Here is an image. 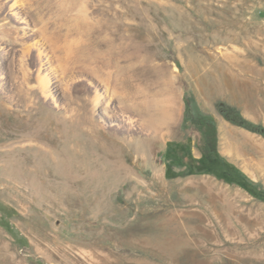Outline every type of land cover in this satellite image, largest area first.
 <instances>
[{
  "label": "rangeland",
  "instance_id": "rangeland-1",
  "mask_svg": "<svg viewBox=\"0 0 264 264\" xmlns=\"http://www.w3.org/2000/svg\"><path fill=\"white\" fill-rule=\"evenodd\" d=\"M38 2L39 19L16 10L26 25L0 10L9 31H0L3 101L14 110L24 106L16 83L22 46L13 37L25 32L30 41L41 29L67 72L50 77L56 104L37 93L39 120L51 130L105 120L108 134L136 142L121 154L127 168L117 164L115 177L97 183L88 171L64 169L75 155L100 164L91 148L76 150L70 135L65 143L48 133L33 141L46 174L0 178V264H264V200L185 168L174 169L178 178L166 176L168 150L176 164L188 154H218L264 193V0ZM25 64L33 67L30 59ZM226 75L231 94L199 93V85L220 84ZM117 91L148 107L131 132L101 112L106 101L110 110L119 106ZM95 99L103 102L96 106ZM170 101L180 112L169 128ZM169 223L178 226L179 240L159 245L158 228Z\"/></svg>",
  "mask_w": 264,
  "mask_h": 264
},
{
  "label": "bare ground",
  "instance_id": "bare-ground-1",
  "mask_svg": "<svg viewBox=\"0 0 264 264\" xmlns=\"http://www.w3.org/2000/svg\"><path fill=\"white\" fill-rule=\"evenodd\" d=\"M0 5L2 7L0 10L10 13L15 19L18 20V22H21L24 25H26L25 19L20 17V14L16 10H25L29 15L35 16L38 19L41 15L40 3L38 0H0ZM3 22L4 19H1L0 31H5L8 28L5 24H3ZM6 32L9 31L6 30ZM37 32L38 34L36 33L33 35L30 41L26 40L25 32H22V35L16 32L15 37H13V40H15L16 44H20L22 46L20 51L21 59L19 60L21 64L20 67L22 77H20V80H16V83L19 87H17V95L22 98L21 101L24 105L21 110H14L11 105L6 103L7 100L6 102L3 101L2 96H5L6 89H4L3 85H1L3 83L2 81L4 80L0 79V178H8L10 180L14 178V181H17L38 174L40 177L44 173L46 174L47 169L44 172L42 171L41 167L43 158L40 156V151L34 149L35 146L33 141L39 144V141H41L40 139L44 136V134L48 133L52 138L57 137L59 141L63 140L62 143L69 142V135L74 137V146L76 147V150L78 149L81 151L85 147H87V150L88 148H91L94 151L95 156L101 162L100 164H96L95 161L88 158V155H75L73 157H68L69 162H67V165L64 167L66 172L69 169L85 170L88 171V179L97 181V183L106 182L111 176H116L118 165L120 166L119 170L122 169V171H124L127 168L125 166L127 164H123L124 157L122 158L121 154L124 149H126L128 146H131V144H134L136 141L133 137L129 138L128 140L126 139L127 141H123L122 139L118 140V137L108 134L104 126L105 120L101 121L100 124H97L94 121H89L84 129H79L78 126L75 125V130H69V128L62 125L61 123L58 124L56 130H51L49 123H46L43 119L39 120L38 115L40 112L36 108L37 104L35 103L37 93L41 94L44 99L50 98L52 102L56 104L55 98L51 94L50 77L52 75L57 78H65L67 70L65 71L61 68L63 58L60 56V54L54 49H50L51 51L49 52V48L47 46L49 44L47 43L43 31L40 29ZM261 39L264 40V36L261 37ZM260 48H264V45H261ZM29 59L33 61L32 68L27 67L25 64V62H27ZM227 75L223 77L220 84L216 79L211 82V86H206V79L204 82H202V84L205 83L203 87H200L201 85L197 83L199 85V88H197L199 93L203 96L204 94H209V92L211 95L222 94L223 92L231 94L234 82L231 78L229 79ZM32 79L36 80V87L32 86ZM69 85V82L65 85L66 90L70 88ZM204 88L208 89L207 91L209 92L205 91ZM115 94V96L118 97L117 100L119 101V106L116 105L115 108L110 110L108 106L111 104V102L108 104V101H106L108 106L106 105L107 107H104L101 112L108 119H110L111 122H122L123 125L119 128L126 132H131L139 124V119L146 118V116L149 114L148 107L143 105V103L136 102L126 91H117ZM99 102H103L102 99L94 100L96 106L99 104ZM37 107L39 108V106ZM166 112L170 121L169 128L171 126H175L179 118V105L177 106L174 103L172 104L170 101ZM154 139L155 137L153 135L149 140V152L147 151L148 154L153 153L154 151ZM124 155L125 154H123V156ZM50 156L52 159L55 158L54 153L50 154ZM66 158L65 160H67ZM58 166H60V164ZM55 172H57V166L55 167ZM64 174L66 173L64 172ZM13 200L16 204L21 206V203L17 197L13 196ZM26 218L28 220L30 219L28 217ZM158 231L159 235L157 236V243L159 245L162 244L164 246H174L179 240L178 237L180 230L177 225H173L171 223L168 225H162L158 228ZM131 238V235L128 236V240Z\"/></svg>",
  "mask_w": 264,
  "mask_h": 264
},
{
  "label": "trees",
  "instance_id": "trees-1",
  "mask_svg": "<svg viewBox=\"0 0 264 264\" xmlns=\"http://www.w3.org/2000/svg\"><path fill=\"white\" fill-rule=\"evenodd\" d=\"M185 154L186 153H184V155ZM167 156L170 159L166 170V176L169 179L180 177L181 174H177L174 170L175 168H185L187 169V175L189 176L195 174L213 175L217 179L227 184H236L238 187L249 193L254 198L264 200V193L253 188L243 177L238 176L237 169L230 165L228 162L222 160L218 154L213 157L209 156L208 154H204L199 160L196 159L193 155L188 154L187 162L181 164H176L178 162V159L175 157L174 150H168Z\"/></svg>",
  "mask_w": 264,
  "mask_h": 264
}]
</instances>
